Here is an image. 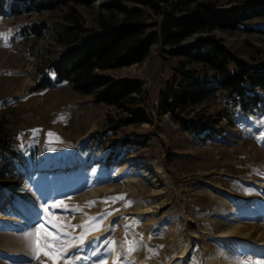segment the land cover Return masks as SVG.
<instances>
[{"label": "rangeland", "instance_id": "1", "mask_svg": "<svg viewBox=\"0 0 264 264\" xmlns=\"http://www.w3.org/2000/svg\"><path fill=\"white\" fill-rule=\"evenodd\" d=\"M12 1L0 22V116L18 149L37 147V161L34 171L0 179V264H66L43 252L36 258L31 247L28 234L49 214L64 230L58 243L66 246L67 264H264V112L242 127L238 109L219 95L195 112L224 133L206 141L182 131L169 111L157 109L156 94L177 60L162 42L143 62L111 70L147 81L149 120L120 106L92 105L67 82L32 91L63 50L58 34L73 18L92 25L110 0L18 14ZM241 1L245 27L213 32L248 65L262 63L264 8L254 12L246 0L218 4ZM44 20L42 35L30 32L31 23ZM248 116L241 118L250 123ZM125 135L146 144L120 149L117 139ZM111 153L119 157L110 162Z\"/></svg>", "mask_w": 264, "mask_h": 264}, {"label": "trees", "instance_id": "2", "mask_svg": "<svg viewBox=\"0 0 264 264\" xmlns=\"http://www.w3.org/2000/svg\"><path fill=\"white\" fill-rule=\"evenodd\" d=\"M94 1L13 0L11 13H21L23 8L28 13L56 9L70 3L90 6ZM6 3L7 0H0V22ZM218 3V0H110L102 5L107 12L101 13L92 25L86 27L73 18L75 24L65 26L58 34L57 41L64 46L63 50L45 66L32 91L67 82L76 91L89 95L92 105L120 106L132 112L133 119L149 120L147 81L141 77H116L111 70L143 62L152 54L153 45L162 42L170 46L177 60L165 85L156 94L158 111H169L182 131L208 141L225 130H218L210 118L196 113V107L206 99L223 95L238 109V123L247 127L255 115L264 112V62L248 65L214 34V29L245 27L242 1L230 8ZM245 4L252 9L264 8V0H246ZM46 24V20L33 22L30 32L40 36ZM245 114L249 115L250 123L241 118ZM5 125L6 118L2 115L1 180L34 171L37 161V147L22 152ZM110 129L100 133L105 136ZM117 140L120 149L127 150H139L146 144L145 140L131 135ZM117 157L118 154L111 153L107 159L111 162Z\"/></svg>", "mask_w": 264, "mask_h": 264}, {"label": "snow or ice", "instance_id": "3", "mask_svg": "<svg viewBox=\"0 0 264 264\" xmlns=\"http://www.w3.org/2000/svg\"><path fill=\"white\" fill-rule=\"evenodd\" d=\"M122 196L115 197L114 199H122ZM89 203H94V202H89ZM129 204L131 202H128ZM62 204L61 201H57L52 207H59ZM48 205H44V211H48ZM65 208L67 207L66 205L64 206ZM75 211H79V209H74ZM43 219V218H42ZM95 218H91L90 221L87 223H91L92 220ZM49 225L52 229H55V231H49L48 228L45 227V225ZM94 227H99L98 224L94 225ZM63 228H59L57 225L56 220L52 217L51 214L48 215L47 219H43L42 223H39L31 233L28 234L29 238L31 239V247L33 249V252L38 258L40 254L43 252V254L50 259L55 258V259H60L61 257L66 258V264H67V259L68 254L65 251V245H61L58 243L60 240V235L59 233H63ZM67 234V233H65ZM79 243L83 244L84 243V234H81ZM134 250L133 244L130 242L129 244V251ZM94 254V253H93ZM80 259H87L86 257H77V260Z\"/></svg>", "mask_w": 264, "mask_h": 264}, {"label": "bare ground", "instance_id": "4", "mask_svg": "<svg viewBox=\"0 0 264 264\" xmlns=\"http://www.w3.org/2000/svg\"><path fill=\"white\" fill-rule=\"evenodd\" d=\"M230 231H233V228L230 227V229L227 230L226 232L229 233ZM226 243H229V241H227ZM188 245H189V244H188ZM186 257H187V256H186V251H185V252H183V254L181 255V259L179 260V262H183V261L185 260Z\"/></svg>", "mask_w": 264, "mask_h": 264}, {"label": "built area", "instance_id": "5", "mask_svg": "<svg viewBox=\"0 0 264 264\" xmlns=\"http://www.w3.org/2000/svg\"><path fill=\"white\" fill-rule=\"evenodd\" d=\"M112 143H114V142H112Z\"/></svg>", "mask_w": 264, "mask_h": 264}]
</instances>
